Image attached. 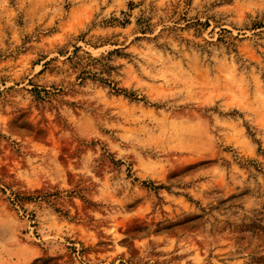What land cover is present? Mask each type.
Segmentation results:
<instances>
[{
	"label": "rangeland",
	"instance_id": "obj_1",
	"mask_svg": "<svg viewBox=\"0 0 264 264\" xmlns=\"http://www.w3.org/2000/svg\"><path fill=\"white\" fill-rule=\"evenodd\" d=\"M0 264H264V0H0Z\"/></svg>",
	"mask_w": 264,
	"mask_h": 264
}]
</instances>
